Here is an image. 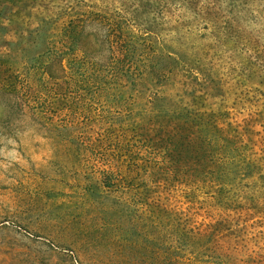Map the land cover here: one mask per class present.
<instances>
[{
	"label": "rangeland",
	"instance_id": "1",
	"mask_svg": "<svg viewBox=\"0 0 264 264\" xmlns=\"http://www.w3.org/2000/svg\"><path fill=\"white\" fill-rule=\"evenodd\" d=\"M0 12V264H264V0ZM116 25L139 79L110 74ZM196 114L223 160L177 180L140 132Z\"/></svg>",
	"mask_w": 264,
	"mask_h": 264
},
{
	"label": "trees",
	"instance_id": "2",
	"mask_svg": "<svg viewBox=\"0 0 264 264\" xmlns=\"http://www.w3.org/2000/svg\"><path fill=\"white\" fill-rule=\"evenodd\" d=\"M25 1L29 0H0V8L7 6L13 8ZM116 27L117 28L114 30L115 33L113 32L114 34H112V37L116 40L113 42L115 45L112 49L117 56L116 62L120 64L122 68L117 70L113 69L110 71V74L112 73L115 77L120 76L122 80H128L129 77L139 79V74L134 73V71H137V68L132 69L131 64L134 49L131 47L130 43L128 44L122 39V35L120 34L121 28L117 25ZM67 33L71 35L74 34L75 31L69 29ZM118 40L121 43L119 47L116 46L119 44ZM74 41L72 40L71 45L69 44V49L73 47ZM172 61L176 63L177 59L173 58ZM3 67V64L0 63V86L13 88L16 77L13 76L11 70ZM150 69V71H152L151 75L156 79V84L165 82L166 75L163 78L157 75V72H155L152 67ZM163 70H168L169 73L172 71L169 66L163 67ZM131 71L133 72L131 73ZM45 73L49 74L47 67L44 70V74ZM204 117L203 114L200 116L196 114L193 117H187L183 121L175 117V119H169L168 121L163 120V123L159 126L155 124L151 128L147 127L145 133L140 132V136L144 142L153 144L166 152V158L171 165L170 169L174 179L178 180L179 175L187 177L188 179L196 178L194 174L196 169L201 172L202 176L207 177L208 175H214L215 170L212 168V160L214 159L212 155L218 158V160L220 159L219 162L223 160L221 153L224 151V145L221 144L217 146L216 149L218 154H212L210 151H212L213 140L206 136V132L209 128L215 129L218 132H224V130L218 128V122H216L217 118L211 116L205 120ZM219 139L225 140L227 144H237V140Z\"/></svg>",
	"mask_w": 264,
	"mask_h": 264
}]
</instances>
